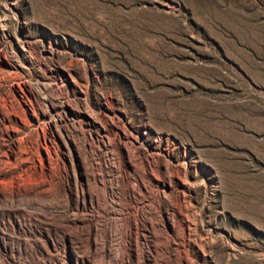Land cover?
Masks as SVG:
<instances>
[{
    "label": "rangeland",
    "instance_id": "obj_1",
    "mask_svg": "<svg viewBox=\"0 0 264 264\" xmlns=\"http://www.w3.org/2000/svg\"><path fill=\"white\" fill-rule=\"evenodd\" d=\"M0 264H264V0H0Z\"/></svg>",
    "mask_w": 264,
    "mask_h": 264
}]
</instances>
